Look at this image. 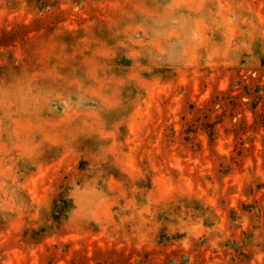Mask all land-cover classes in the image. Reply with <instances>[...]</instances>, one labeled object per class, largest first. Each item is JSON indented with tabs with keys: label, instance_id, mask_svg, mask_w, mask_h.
Wrapping results in <instances>:
<instances>
[{
	"label": "rangeland",
	"instance_id": "1",
	"mask_svg": "<svg viewBox=\"0 0 264 264\" xmlns=\"http://www.w3.org/2000/svg\"><path fill=\"white\" fill-rule=\"evenodd\" d=\"M0 264H264V0H0Z\"/></svg>",
	"mask_w": 264,
	"mask_h": 264
}]
</instances>
